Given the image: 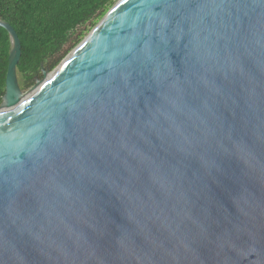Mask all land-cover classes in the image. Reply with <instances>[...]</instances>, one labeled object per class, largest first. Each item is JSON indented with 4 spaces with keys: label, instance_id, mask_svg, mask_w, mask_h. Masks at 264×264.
Returning a JSON list of instances; mask_svg holds the SVG:
<instances>
[{
    "label": "water",
    "instance_id": "water-1",
    "mask_svg": "<svg viewBox=\"0 0 264 264\" xmlns=\"http://www.w3.org/2000/svg\"><path fill=\"white\" fill-rule=\"evenodd\" d=\"M141 6L119 0L26 92L0 19V264H264V0L178 9L152 59L123 56L129 96L103 81Z\"/></svg>",
    "mask_w": 264,
    "mask_h": 264
},
{
    "label": "trees",
    "instance_id": "trees-1",
    "mask_svg": "<svg viewBox=\"0 0 264 264\" xmlns=\"http://www.w3.org/2000/svg\"><path fill=\"white\" fill-rule=\"evenodd\" d=\"M119 0H0V19L21 43L17 74L22 90L42 70H54ZM11 40L0 27V103L6 91Z\"/></svg>",
    "mask_w": 264,
    "mask_h": 264
},
{
    "label": "snow or ice",
    "instance_id": "snow-or-ice-1",
    "mask_svg": "<svg viewBox=\"0 0 264 264\" xmlns=\"http://www.w3.org/2000/svg\"><path fill=\"white\" fill-rule=\"evenodd\" d=\"M121 2L127 4L129 0H121ZM213 2L220 7L231 5L232 8H236L243 3V0H213ZM191 5L192 0H142L141 14L132 23L133 35L126 47L113 53L114 62L110 63L108 67L113 69L114 75L108 81H103V84L112 87L122 86L127 90V95H132L131 80L135 68L127 60H123V63H121L123 56H127L134 48H137L138 41L143 44V48H139L138 51L145 58L152 59L157 43L165 42L174 26L177 25V16L180 15L178 9L188 8ZM197 7H202V5H197ZM101 79L103 80V78ZM117 81L119 84L116 83ZM37 132L41 135H49L46 127L42 129L40 125H36V127L25 133L27 137H31L27 141L28 143H31L32 140L39 143L35 135ZM51 135L54 136L55 132H52ZM24 145L25 141L22 140L21 152L27 151Z\"/></svg>",
    "mask_w": 264,
    "mask_h": 264
},
{
    "label": "bare ground",
    "instance_id": "bare-ground-1",
    "mask_svg": "<svg viewBox=\"0 0 264 264\" xmlns=\"http://www.w3.org/2000/svg\"><path fill=\"white\" fill-rule=\"evenodd\" d=\"M9 107H10V105H9V104H7V103H4L3 107H2V108H0V112L4 111L5 109H7V108H9Z\"/></svg>",
    "mask_w": 264,
    "mask_h": 264
},
{
    "label": "rangeland",
    "instance_id": "rangeland-1",
    "mask_svg": "<svg viewBox=\"0 0 264 264\" xmlns=\"http://www.w3.org/2000/svg\"><path fill=\"white\" fill-rule=\"evenodd\" d=\"M42 74V73H41ZM38 78L39 79H42V76L40 77V76H38ZM36 80H37V77L35 78V82H36ZM29 90V89H28ZM28 90H23L24 92H26V91H28Z\"/></svg>",
    "mask_w": 264,
    "mask_h": 264
}]
</instances>
